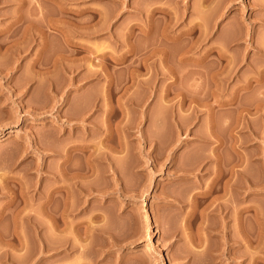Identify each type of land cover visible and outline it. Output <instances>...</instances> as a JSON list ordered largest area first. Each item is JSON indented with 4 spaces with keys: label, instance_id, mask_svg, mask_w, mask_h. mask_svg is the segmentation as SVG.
<instances>
[{
    "label": "rangeland",
    "instance_id": "obj_1",
    "mask_svg": "<svg viewBox=\"0 0 264 264\" xmlns=\"http://www.w3.org/2000/svg\"><path fill=\"white\" fill-rule=\"evenodd\" d=\"M0 44V264H264V0H0Z\"/></svg>",
    "mask_w": 264,
    "mask_h": 264
},
{
    "label": "bare ground",
    "instance_id": "obj_2",
    "mask_svg": "<svg viewBox=\"0 0 264 264\" xmlns=\"http://www.w3.org/2000/svg\"><path fill=\"white\" fill-rule=\"evenodd\" d=\"M1 44H2V42H1ZM1 44H0V45H1ZM3 46H4V45H3ZM1 48H3V47L1 46ZM7 136H8V135H7ZM7 136H5V137H0V138H1L0 140H4ZM227 185H228V184H227ZM210 186H211V185H210ZM60 187H61V186H60ZM226 188H227V187H226ZM205 189H206V188H205ZM208 189H209V188H208ZM211 190H212V189H211ZM202 192H204V190H203ZM205 192H206V191H205ZM201 194H202V193H201ZM203 194H204V193H203ZM223 194H224V193H223ZM223 194H222V195H223ZM210 195H211V194H210ZM224 195H226V194H224ZM224 195H223V196H224ZM205 196H206V195H205ZM226 199H227V197H226ZM226 199H225V200H226ZM228 199H229V198H228ZM210 200H211V199H210ZM229 201H230V200H229ZM223 202H224V201H223ZM225 202H226V201H225ZM217 203H220V202H217ZM226 203H227V202H226ZM206 204H207V203H206ZM206 204H205V205H206ZM209 204H210V203H209ZM43 205H44V204H43ZM219 205H220V204H218V206H219ZM223 205H224V203H223ZM233 206H234V205H233ZM216 207H217V205H216ZM220 207H221V206H220ZM220 207H219V209L222 208V207H221V208H220ZM225 207H226V206H224V208H223L224 210H225ZM203 208H204V207H203ZM213 208H214V207H213ZM227 208H228V206H227ZM235 208H236V207H235ZM237 208H238V207H237ZM239 208H240V207H239ZM242 208H243V207H242ZM242 208H241V209H242ZM246 208H247V207H246ZM204 209H205V208H204ZM206 209H207V207H206ZM216 209H217V208H216ZM210 210H211V209H210ZM232 210H233V209H232ZM235 210H236V209H235ZM202 211H203V210H202ZM206 211H207V210H206ZM221 211H222V210H219V213L222 215V212H221ZM227 211H228V210H227ZM224 212H226V211H224ZM228 212H229V211H228ZM228 212H227V214L230 213V212H229V213H228ZM201 213H203V212H201ZM237 213H238V212H237ZM239 213H241V212H239ZM207 215H208V214H207ZM225 215H226V213H225ZM225 215H222V218H223V219L225 218V217H224ZM201 216H202V215H201ZM201 216H200V218H201ZM204 216H205V215H204ZM208 216H209V215H208ZM202 217H203V216H202ZM218 217H219V216H218ZM203 219H204V218H203ZM220 220H221V219H220ZM227 221H228V220H227ZM52 222H53V221H52ZM201 222H204V221L202 220ZM207 222H208V220H207ZM207 222H206V223H207ZM219 223H220V222H219ZM201 224H203V223H201ZM221 224H222V223H220V225H221ZM227 224H228V223H227ZM199 225H200V224H199ZM204 225H205V224H204ZM228 226H229V225H228ZM228 226H227V227H228ZM230 226H231V225H230ZM53 227H54V225H53ZM208 227H209V226H208ZM210 227H211V226H210ZM50 228H51V227H50ZM211 228H213V227H211ZM224 228L226 229V226L223 224V227H222V233H223V236H224V235L227 236L228 234H226V230H224ZM229 228H230V227H229ZM231 228H232V227H231ZM235 228H236V227H235ZM53 229H54V228H53ZM201 229H202V227H201ZM208 229H209V228H208ZM217 229H218V228H217ZM205 230H206V228H205ZM205 230H204V232H205ZM214 230H215V229H214ZM232 230H235V229L233 228ZM202 231H203V230H202ZM216 231H217V230H216ZM219 231H221V230H219ZM228 231H229V230H228ZM230 231H231V230H230ZM15 233H16V232H15ZM15 233H14V234H15ZM16 234H17V233H16ZM211 234H212V233H211ZM230 234H231V233H230ZM19 235H20V234H19ZM199 235H200V233H199ZM221 235H222V234H221ZM12 236H13V235H12ZM17 236H18V235H17ZM203 236H204V235H203ZM223 236H222V237H223ZM234 236H235V235H234ZM201 237H202V235H201ZM228 237H230V236L228 235ZM197 238H198V237H197ZM199 238H200V237H199ZM202 239H205V236H204ZM202 239H201L202 242H201V241H200V242H201L202 244L206 243L205 240L203 241ZM221 239H222V238H221ZM229 239H232V238H227V237H226L225 240H223V239H222V240L228 243V242H229ZM236 239H237V238H236ZM50 240H51V239H50ZM207 240L209 241V238H206V241H207ZM237 240H238V239H237ZM20 241H21V240H20ZM51 241H52V240H51ZM208 241H207V242H208ZM233 241H234V240H233ZM8 242H9V241H8ZM250 242H251V240H250ZM4 243H5V242H4ZM10 243H11V242H10ZM10 243H9V244H10ZM21 243H22V241H21ZM21 243L19 242V243L17 244L19 247H17L16 245H15L16 247H14L13 244H12V248L20 249L21 246H23V245L20 246ZM221 243L223 244V242H221ZM6 244H7V243H6ZM202 244H200V245H202ZM208 244H209V242H208ZM230 245H231V244H230ZM250 245H251V244H250ZM203 246H205V245H203ZM200 247H201V246H200ZM229 247H231V246H229ZM198 248H199V247H198ZM207 248H209V246H208ZM16 249H15V251H16ZM21 249H22V248H21ZM39 250H40V249H39ZM201 250H202V248H201ZM203 250H204V247H203ZM222 250H224V249L222 248ZM202 252H203V251H202ZM204 252H206V251H204ZM207 252H208V251H207ZM232 253H233V251H232ZM233 254H234V253H233ZM200 255H202V254H200ZM205 255H206V254H205ZM228 255H229V252H228ZM202 256H203V255H202ZM206 256H207V255H206ZM209 256H210V255H209ZM204 257H205V256H204ZM227 257H228V256H227ZM204 259H206V258H204ZM207 259H208V258H207ZM202 260H203V259H202ZM211 260H212V259H211ZM212 262H213V261H212ZM198 263L200 264V262H198ZM235 263H238V261H236ZM203 264H205V263H203ZM211 264H212V263H211Z\"/></svg>",
    "mask_w": 264,
    "mask_h": 264
}]
</instances>
